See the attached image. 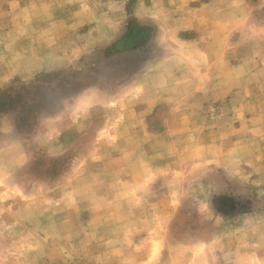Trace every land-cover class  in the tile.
<instances>
[{
	"label": "rangeland",
	"instance_id": "obj_1",
	"mask_svg": "<svg viewBox=\"0 0 264 264\" xmlns=\"http://www.w3.org/2000/svg\"><path fill=\"white\" fill-rule=\"evenodd\" d=\"M0 264H264V0H0Z\"/></svg>",
	"mask_w": 264,
	"mask_h": 264
}]
</instances>
